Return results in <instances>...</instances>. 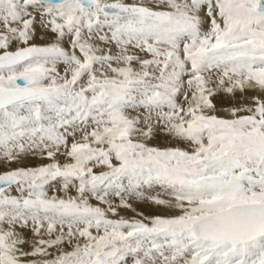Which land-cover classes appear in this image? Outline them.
Instances as JSON below:
<instances>
[{
	"label": "snow or ice",
	"instance_id": "1",
	"mask_svg": "<svg viewBox=\"0 0 264 264\" xmlns=\"http://www.w3.org/2000/svg\"><path fill=\"white\" fill-rule=\"evenodd\" d=\"M0 264H264V0H0Z\"/></svg>",
	"mask_w": 264,
	"mask_h": 264
}]
</instances>
